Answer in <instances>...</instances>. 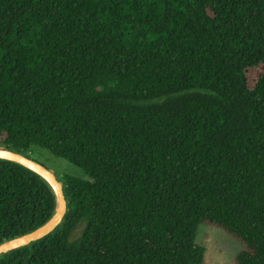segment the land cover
I'll return each instance as SVG.
<instances>
[{"label": "trees", "instance_id": "trees-1", "mask_svg": "<svg viewBox=\"0 0 264 264\" xmlns=\"http://www.w3.org/2000/svg\"><path fill=\"white\" fill-rule=\"evenodd\" d=\"M0 147L86 177L0 264H203L202 224L264 264V0H0ZM54 209L0 160V243Z\"/></svg>", "mask_w": 264, "mask_h": 264}, {"label": "rangeland", "instance_id": "rangeland-1", "mask_svg": "<svg viewBox=\"0 0 264 264\" xmlns=\"http://www.w3.org/2000/svg\"><path fill=\"white\" fill-rule=\"evenodd\" d=\"M255 74L251 73V80ZM32 158L51 170L57 178L63 175L73 176L86 180L82 171L69 162L52 156L47 150L36 148L31 154ZM81 232V226L76 228L73 237H77ZM196 245L205 249L203 264H235V257L241 252V243L228 235L221 229L202 224L198 227Z\"/></svg>", "mask_w": 264, "mask_h": 264}, {"label": "water", "instance_id": "water-1", "mask_svg": "<svg viewBox=\"0 0 264 264\" xmlns=\"http://www.w3.org/2000/svg\"><path fill=\"white\" fill-rule=\"evenodd\" d=\"M0 160L19 165L37 175L50 188L55 201V209L52 216L41 226L26 234L5 240L0 243V257L10 252L31 246L42 240L59 227L67 212V202L63 193L60 180L54 173L35 161L20 153L0 147Z\"/></svg>", "mask_w": 264, "mask_h": 264}]
</instances>
